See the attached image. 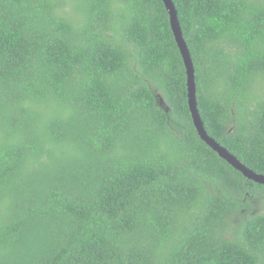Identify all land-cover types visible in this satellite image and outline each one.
Returning <instances> with one entry per match:
<instances>
[{
  "label": "trees",
  "instance_id": "trees-1",
  "mask_svg": "<svg viewBox=\"0 0 264 264\" xmlns=\"http://www.w3.org/2000/svg\"><path fill=\"white\" fill-rule=\"evenodd\" d=\"M173 1L208 134L264 174V0ZM257 196L164 0H0V264H264Z\"/></svg>",
  "mask_w": 264,
  "mask_h": 264
},
{
  "label": "water",
  "instance_id": "water-1",
  "mask_svg": "<svg viewBox=\"0 0 264 264\" xmlns=\"http://www.w3.org/2000/svg\"><path fill=\"white\" fill-rule=\"evenodd\" d=\"M164 2L167 9L169 10L172 30L174 32L177 45L185 62L187 72L188 102L190 111L192 113L193 122L198 134L200 135L202 140H204L214 151L219 154L221 158L225 159L235 169L239 170L246 178L264 185V174L258 173L246 166L241 162L240 159H238L235 154L230 152V150H228L225 146H223L220 142H218L208 134L200 111L198 109L196 69L190 50L183 36L178 12L173 0H164Z\"/></svg>",
  "mask_w": 264,
  "mask_h": 264
},
{
  "label": "rangeland",
  "instance_id": "rangeland-1",
  "mask_svg": "<svg viewBox=\"0 0 264 264\" xmlns=\"http://www.w3.org/2000/svg\"><path fill=\"white\" fill-rule=\"evenodd\" d=\"M248 212L250 214L264 213V196H257L255 198H249L242 213Z\"/></svg>",
  "mask_w": 264,
  "mask_h": 264
},
{
  "label": "clouds",
  "instance_id": "clouds-1",
  "mask_svg": "<svg viewBox=\"0 0 264 264\" xmlns=\"http://www.w3.org/2000/svg\"><path fill=\"white\" fill-rule=\"evenodd\" d=\"M197 102H198V98H197ZM188 105H189V102H188ZM189 109H190V107H189ZM199 109V108H198ZM191 115H192V113H191ZM202 117V116H201ZM193 119V118H192ZM203 120V119H202ZM194 123V122H193ZM195 126V125H194ZM196 128V127H195Z\"/></svg>",
  "mask_w": 264,
  "mask_h": 264
}]
</instances>
